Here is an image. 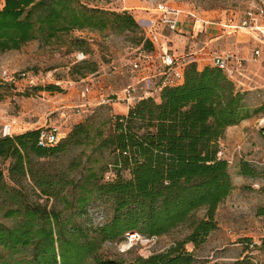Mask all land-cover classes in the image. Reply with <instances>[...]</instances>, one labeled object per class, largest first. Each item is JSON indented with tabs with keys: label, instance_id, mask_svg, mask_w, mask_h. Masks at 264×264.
<instances>
[{
	"label": "trees",
	"instance_id": "obj_1",
	"mask_svg": "<svg viewBox=\"0 0 264 264\" xmlns=\"http://www.w3.org/2000/svg\"><path fill=\"white\" fill-rule=\"evenodd\" d=\"M108 28L134 33L145 51L153 50L128 11L89 7L80 0H0V53L19 50L32 40L53 45L73 30ZM85 67L96 71L95 64ZM244 101L243 89L223 70L212 65L199 70L191 63L183 83L164 88L159 99L139 100L127 114L113 116L108 134L98 130L91 138L89 125L82 122L55 146L39 144L41 128L1 136L0 159L11 160L13 186L0 169V213L14 224L0 223V264H195L184 246L205 242L218 226L219 205L233 190L229 164L218 151L227 128L251 116ZM261 110L264 104L254 113ZM90 142L95 150L114 154L115 180L103 181L106 166H84L78 180L38 167L44 159ZM247 161L241 159L240 174L254 176ZM77 166L72 162L67 170ZM122 170L131 178H124ZM25 178L60 207L28 200L22 188ZM101 198L112 201L109 221L97 226L75 221L86 214L91 201ZM181 227L187 234L162 253L131 262L100 255L105 242H125L129 233L155 238Z\"/></svg>",
	"mask_w": 264,
	"mask_h": 264
},
{
	"label": "rangeland",
	"instance_id": "obj_2",
	"mask_svg": "<svg viewBox=\"0 0 264 264\" xmlns=\"http://www.w3.org/2000/svg\"><path fill=\"white\" fill-rule=\"evenodd\" d=\"M80 1L89 7L116 12L128 11L144 32L148 26L147 19L152 16L153 10L160 2L179 10L187 21L194 22L199 19L209 24H222L229 16H233L238 23L243 9L241 0ZM159 31L170 49L177 53L197 51L208 41L206 36L200 37L199 40V37L191 39L187 34H177L166 29L160 28ZM236 35L210 43L206 51L213 54L232 49L245 58L246 77L239 78L246 83L242 88L245 92L244 105L251 116L234 125L221 139V144L227 149V156L234 157V163L229 164L233 190L219 205L216 211L218 226L205 242L199 245L187 243L184 246L186 251L195 256V264H235L242 260L264 264V110L254 113L264 104V46L259 45L244 31ZM256 48L261 51L258 57L254 55ZM143 50V43H137L134 33L119 34L108 28L104 31L73 30L65 34L62 41L53 45L48 46L40 40H32L19 50L0 53V116H13L17 124H33L40 119L39 109L52 104L55 107L63 106L67 116H72L68 129L64 135H59L60 138L67 137L73 127L82 122L89 125L91 138L96 136L98 130L108 134L112 130L111 118L125 115L129 111L124 103L114 101V94L149 72V66L144 63L143 68L136 70L133 67ZM196 57L202 58L196 63L197 66H207L211 63L209 55ZM90 64L96 66L93 73L85 67ZM5 71L12 76L27 71L45 80L41 85L44 89L28 88L24 80L12 83L4 79ZM86 85L91 86V92H94L83 96L82 91ZM49 86H56L57 89L48 90ZM94 95L98 98H92ZM159 96L155 98L159 99ZM103 99L113 100L99 103ZM15 135L14 133L13 136ZM94 141L97 142V139L94 138ZM91 142L68 148L65 152L44 159L38 167L58 175L66 172L68 176H76L75 179L78 180L79 172L84 166H106L103 181L115 180L117 173L113 164L114 154L109 150H95ZM237 147H240L241 154L255 171L254 176L240 174L241 159L235 153ZM72 162L78 166L74 171H68ZM10 164L11 160L0 159V169L4 172L5 180L9 186H13L8 172ZM121 174L124 178H131L128 170H122ZM22 188L30 201L47 204L49 208L55 203L53 199L48 201L40 195L39 189L30 178L23 180ZM55 204L60 207L58 203ZM3 206L6 207L5 204ZM2 214L3 211L0 213V223L12 226L14 221L4 218ZM113 215L112 201L101 198L91 201L86 214L75 217V221L97 226L109 221ZM187 232V229L181 227L165 236L144 237L143 241H138L132 246L124 242H105L100 255L104 259L126 262H131L137 257L147 258L164 252L176 240L183 239Z\"/></svg>",
	"mask_w": 264,
	"mask_h": 264
},
{
	"label": "built area",
	"instance_id": "obj_3",
	"mask_svg": "<svg viewBox=\"0 0 264 264\" xmlns=\"http://www.w3.org/2000/svg\"><path fill=\"white\" fill-rule=\"evenodd\" d=\"M243 9L239 16L238 23L235 22L233 16H229L224 23L220 24L223 30L230 35H236L241 31L249 34L259 45L264 46V0H241ZM182 15L179 10H175L164 2L157 4L153 10L152 16L147 19L148 26L146 28V36L153 44L152 51H142L138 61L133 63L134 69L143 68L144 64L150 67V63L156 62L155 71L152 75L144 76L134 82L127 84L119 93L114 94V101L124 103L128 110L142 99L155 98L160 95L162 90L169 86H175L183 83L185 70L191 63H198L202 58L196 55H209V61L214 67H218L232 79L238 86L239 77H243V66L245 58L240 56L237 50L225 49L220 52L210 54L205 48H201L196 52L184 51L177 53L170 49L168 43L163 40L160 28L177 34H189L191 37H197L209 25V22L203 20H195L191 29H187L181 23ZM260 48L254 50L256 57L260 56ZM144 63V64H143ZM4 79L16 83L19 79L24 80L28 88L41 86L45 80L29 74L27 71L15 74V76L4 72ZM96 83V82H95ZM99 84L100 81L98 80ZM240 87V86H239ZM241 88V87H240ZM242 89V88H241ZM92 90V87L86 85L82 91V95L86 96ZM113 99H103L99 103H106ZM16 119L4 123L1 129V136H12L13 126ZM39 144L41 146H55L60 141L59 126L50 128H41ZM227 149L224 144L218 151V157L227 160L228 164L234 163L233 156H227ZM235 153L240 159L245 160L241 154L240 147L235 148ZM144 237L139 233H129L124 242L127 245H133L138 241H143Z\"/></svg>",
	"mask_w": 264,
	"mask_h": 264
},
{
	"label": "crops",
	"instance_id": "obj_4",
	"mask_svg": "<svg viewBox=\"0 0 264 264\" xmlns=\"http://www.w3.org/2000/svg\"><path fill=\"white\" fill-rule=\"evenodd\" d=\"M181 23L184 24L188 30L191 29L192 24H193V22L187 21L183 17H182ZM203 34H205V35H203ZM187 35H189V34H187ZM203 36H206L208 41L205 42V46H202L201 48L206 49V47H208V45L214 41H218L219 39H226V38L228 39V37H230V36H237V35H230V34L226 33V31L222 29V27L220 26L219 23H215V24H209L206 27V29L203 32H200V34L197 37H191L190 36V38L191 39H198V37H199V40H200V37L203 38ZM201 48L197 49V51L200 50ZM194 52H196V51H194ZM155 66H156V62H153L149 67V72L142 75V77L152 75L155 71ZM204 67H205V65L202 67L198 66V69L201 70ZM243 72H244L243 76L246 77L245 76V73H246L245 63L243 66ZM247 78H248V76H247ZM237 82L241 88H243L246 85V83L244 81H242L241 78H239ZM92 92H94V91H92ZM96 95L92 96V98H98V96L96 97ZM63 109H64L63 106L62 107H55V106H52V104L44 105V107L42 109H39V113H40L39 114L40 115L39 121H37L33 124L29 123V122L28 123L25 122L24 124L20 122L17 124V120H16V124L13 126V134L15 133L16 135H18V134H21V133H24L26 131L33 130V129L50 128L52 126L59 125V128H60L59 135L60 134L64 135V133L68 129L69 121L71 120L72 116H70V115L67 116V112ZM13 118H14L13 116H0V125H3L4 123L10 122L11 119H13ZM64 125H65V128H64ZM233 127H234V125L228 127L226 130V133L230 132L233 129ZM0 137H1V129H0Z\"/></svg>",
	"mask_w": 264,
	"mask_h": 264
}]
</instances>
